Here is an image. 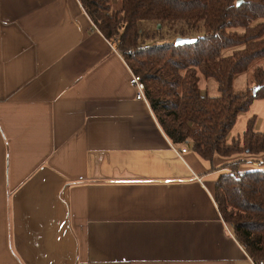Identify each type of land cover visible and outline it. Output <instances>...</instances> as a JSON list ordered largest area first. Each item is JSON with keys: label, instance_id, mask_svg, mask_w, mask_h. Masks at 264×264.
<instances>
[{"label": "crops", "instance_id": "0c3cea01", "mask_svg": "<svg viewBox=\"0 0 264 264\" xmlns=\"http://www.w3.org/2000/svg\"><path fill=\"white\" fill-rule=\"evenodd\" d=\"M130 72L79 0H0V264H253Z\"/></svg>", "mask_w": 264, "mask_h": 264}, {"label": "trees", "instance_id": "16d2710c", "mask_svg": "<svg viewBox=\"0 0 264 264\" xmlns=\"http://www.w3.org/2000/svg\"><path fill=\"white\" fill-rule=\"evenodd\" d=\"M79 2L140 75L146 100L167 138L175 145L190 139L191 150L210 170H221L214 184L220 214L249 257L264 261V169H242L244 159H233L253 155L264 163V131L254 130L252 116L242 135L228 140L237 116L254 99H264V0H121L115 11L108 0ZM144 20L177 26L175 36L197 39L190 44L145 43L140 40ZM200 27L203 33L193 35ZM249 69L258 87L254 95L248 89L235 91L232 83ZM201 77L215 80L217 95L200 91ZM216 157L222 162L213 165Z\"/></svg>", "mask_w": 264, "mask_h": 264}, {"label": "rangeland", "instance_id": "374dc122", "mask_svg": "<svg viewBox=\"0 0 264 264\" xmlns=\"http://www.w3.org/2000/svg\"><path fill=\"white\" fill-rule=\"evenodd\" d=\"M110 3L113 9L116 8L113 0H110ZM140 29L142 30V35H141L140 40L145 43L162 42L163 40H173L174 41L176 37H179V36L174 35L178 33V29H179L177 26H174V25L169 26L167 24H164L160 27L159 23L155 24L151 21L144 20L140 22ZM202 33H203V28L201 27L198 28L197 31H193V35H197V34L200 35ZM230 51L231 49L225 50L224 54H228ZM258 63H261V62H258ZM251 70L252 69H249L233 77L232 83H233V88L235 91H244L246 89L251 91L253 89L254 82L251 77ZM199 86L203 90H209L208 93H204V94H207L209 96H215L218 94V90H216L217 83L213 79H205L201 77ZM252 116H254V124H253L254 130L264 131V99H254L249 110L247 112L239 114L237 121L235 122V125L232 128L228 136V140H230L232 137H237L238 135H242L245 129L247 118L252 117ZM257 157L258 156L241 154L239 157H233V159L235 158L244 159L243 163L241 164L242 169H244L245 167H248V168L260 167L264 169V163L262 164L259 163ZM253 162H255L254 165H252ZM227 225L229 226V229L231 230L230 233L234 235L232 226L229 223H227Z\"/></svg>", "mask_w": 264, "mask_h": 264}, {"label": "built area", "instance_id": "2783aa9c", "mask_svg": "<svg viewBox=\"0 0 264 264\" xmlns=\"http://www.w3.org/2000/svg\"><path fill=\"white\" fill-rule=\"evenodd\" d=\"M129 83L135 90V98L138 100L146 101L145 85H144V82L142 81L140 75L134 73L131 70ZM189 146H190V140L186 139L178 148H175L174 150L178 154H184L189 150ZM253 264H264V261H260L257 263L253 261Z\"/></svg>", "mask_w": 264, "mask_h": 264}, {"label": "water", "instance_id": "95a60500", "mask_svg": "<svg viewBox=\"0 0 264 264\" xmlns=\"http://www.w3.org/2000/svg\"><path fill=\"white\" fill-rule=\"evenodd\" d=\"M239 3H240V1L237 2V4H239ZM196 39L197 38H195V37H181V36H179V37L175 38L174 43L175 44H190V43L196 41ZM257 89H258V87H255L252 89L253 95L255 94Z\"/></svg>", "mask_w": 264, "mask_h": 264}]
</instances>
